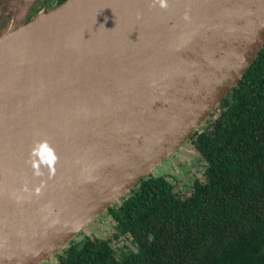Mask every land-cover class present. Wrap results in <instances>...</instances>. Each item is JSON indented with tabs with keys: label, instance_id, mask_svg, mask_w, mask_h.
Here are the masks:
<instances>
[{
	"label": "water",
	"instance_id": "1",
	"mask_svg": "<svg viewBox=\"0 0 264 264\" xmlns=\"http://www.w3.org/2000/svg\"><path fill=\"white\" fill-rule=\"evenodd\" d=\"M23 2L0 0L14 16L0 264L49 262L182 148L198 153L190 139L264 47V0H66L33 16Z\"/></svg>",
	"mask_w": 264,
	"mask_h": 264
},
{
	"label": "trees",
	"instance_id": "2",
	"mask_svg": "<svg viewBox=\"0 0 264 264\" xmlns=\"http://www.w3.org/2000/svg\"><path fill=\"white\" fill-rule=\"evenodd\" d=\"M189 143L206 162L190 192L146 176L101 215L110 237L87 227L57 264H264V47Z\"/></svg>",
	"mask_w": 264,
	"mask_h": 264
},
{
	"label": "rangeland",
	"instance_id": "3",
	"mask_svg": "<svg viewBox=\"0 0 264 264\" xmlns=\"http://www.w3.org/2000/svg\"><path fill=\"white\" fill-rule=\"evenodd\" d=\"M53 7H55V5L51 1L37 0L34 8L31 10L30 16H33L34 12L36 14L44 9H51ZM30 16L28 19H30ZM13 18L14 16H12V10H9V13L6 14V16L4 15V17L0 20V24L2 23L0 27H3L4 29L8 28L10 21L14 20ZM205 165V160H203V158L195 150H193L189 144L182 148L180 152L172 156L161 166H159L155 170V175L167 176L172 182L175 183L177 190L185 189L187 192H190L194 179L204 177ZM102 217L94 221L88 227L89 229H84L87 235L94 231L97 236L106 239L113 234L114 228L112 226V222L110 221L111 218L105 216ZM57 263V259L53 257L45 264Z\"/></svg>",
	"mask_w": 264,
	"mask_h": 264
},
{
	"label": "flooded vegetation",
	"instance_id": "4",
	"mask_svg": "<svg viewBox=\"0 0 264 264\" xmlns=\"http://www.w3.org/2000/svg\"><path fill=\"white\" fill-rule=\"evenodd\" d=\"M5 16H6V15H5ZM4 19H5V18H4ZM4 19H3V20H4ZM1 24H2V23H1ZM1 24H0V26H1ZM8 27H9V25H8ZM2 30H3V31H2ZM7 30H8V28H5V29H4L3 27H0V37L3 36V35L7 32Z\"/></svg>",
	"mask_w": 264,
	"mask_h": 264
},
{
	"label": "bare ground",
	"instance_id": "5",
	"mask_svg": "<svg viewBox=\"0 0 264 264\" xmlns=\"http://www.w3.org/2000/svg\"><path fill=\"white\" fill-rule=\"evenodd\" d=\"M29 0H24V2L23 3H26V2H28Z\"/></svg>",
	"mask_w": 264,
	"mask_h": 264
}]
</instances>
